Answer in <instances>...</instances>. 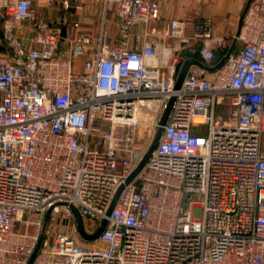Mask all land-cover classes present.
Wrapping results in <instances>:
<instances>
[{"label":"built area","instance_id":"1","mask_svg":"<svg viewBox=\"0 0 264 264\" xmlns=\"http://www.w3.org/2000/svg\"><path fill=\"white\" fill-rule=\"evenodd\" d=\"M34 1L0 0V264H264V0L236 53L177 90L185 53L212 66L234 36L185 14L155 28L170 0H101L115 40L75 21L65 55V19L34 18ZM139 108L151 148L119 135ZM74 213L86 235L105 226L86 241Z\"/></svg>","mask_w":264,"mask_h":264},{"label":"crops","instance_id":"2","mask_svg":"<svg viewBox=\"0 0 264 264\" xmlns=\"http://www.w3.org/2000/svg\"><path fill=\"white\" fill-rule=\"evenodd\" d=\"M37 0L33 5L32 13L34 18H64L65 23L62 51L68 55L66 37L73 33L72 23L78 21L81 29L89 33L94 39L100 31L106 33L109 41L113 42L116 37L113 6L104 8L101 0H67L69 7L64 9L60 6V0ZM249 0H170L167 5H161L158 12V19L151 24L161 30L171 19L182 18L185 14L191 22L209 19L212 23V36L221 38L224 44L230 43V38L235 35L238 21ZM253 1V0H252ZM55 13L56 16H49ZM49 21V20H48ZM188 33L194 28L189 27ZM238 48H236L237 50ZM236 51L234 50L235 54ZM77 67H80V60H77Z\"/></svg>","mask_w":264,"mask_h":264},{"label":"water","instance_id":"3","mask_svg":"<svg viewBox=\"0 0 264 264\" xmlns=\"http://www.w3.org/2000/svg\"><path fill=\"white\" fill-rule=\"evenodd\" d=\"M251 2H252V0H249L247 2L246 6L244 7V10H243V12L241 14V17H240L239 21H238L237 30L235 32V35H234L230 45L221 47L220 49L217 50V52L215 53L214 57L210 61L212 66H205L201 62H199L198 60L193 58V55L191 53H185V60L180 64L179 69H178V74H177L176 81H175V84H174V90H177V89L180 88L181 83H182V81H183V79L185 77V74H186L188 68L191 65H195V66L203 68V69H205V70H207L209 72H212V71H215V70L219 69L224 64V62L229 58V56L232 54V52H233V50L235 48L236 38H237V36L239 34V31H240V28H241V25H242V20H243L244 13H245L247 7L249 6V4ZM61 36L62 37L64 36V29H62ZM172 103H173V98L171 97L167 101L166 106H165V108H164V110H163V112H162V114H161V116L159 118V121H158L159 130L157 132L155 141H156V139H157V137H158V135L160 133V129L166 124V121H167L168 115L170 113V109H171ZM142 164H143V162H142ZM121 189H122V186H120L118 188L117 193H116V195L114 197V200L117 198V196H118L119 192L121 191ZM112 206H113V203L111 204L110 208H112ZM74 218H75V220H76V222L78 224L79 233H80L81 237L84 240H86V241L94 239L98 234L101 233V231L103 230V228L105 226V221H103L94 234L86 235L82 231L80 219L75 213H74ZM46 220H47V218H46Z\"/></svg>","mask_w":264,"mask_h":264},{"label":"rangeland","instance_id":"4","mask_svg":"<svg viewBox=\"0 0 264 264\" xmlns=\"http://www.w3.org/2000/svg\"><path fill=\"white\" fill-rule=\"evenodd\" d=\"M36 2H37V0L34 1L35 5H36ZM49 16L55 17L56 14L51 13ZM57 19H59V18H43V20H45V21L57 20ZM223 113H224L223 108H218L216 110V116L217 117L223 118L224 117ZM146 114H148V117H144V115H146ZM150 115H152L151 111L147 112V110L139 108L137 113H136L135 125L123 128V130L119 131V135L123 138L125 137V135L131 136L132 140L134 141V144H139L140 147L148 146L149 148H151L153 146V143H154V138L150 142L149 137H152V132H153V129H155V128L149 124L148 118L150 117ZM148 131H150V133H147ZM155 133H156V131L153 133V137L155 136ZM261 146H262V149L264 151V137H263ZM60 219H61V216H58L56 220L59 221ZM70 221L72 222V219ZM55 225H54V222H52V228L64 230V228H61L59 222H56ZM64 231H66V230H64ZM73 236L75 237V241L77 243L82 244V241L80 240V238L77 237L78 235L76 233H74Z\"/></svg>","mask_w":264,"mask_h":264},{"label":"bare ground","instance_id":"5","mask_svg":"<svg viewBox=\"0 0 264 264\" xmlns=\"http://www.w3.org/2000/svg\"><path fill=\"white\" fill-rule=\"evenodd\" d=\"M200 121V120H199Z\"/></svg>","mask_w":264,"mask_h":264}]
</instances>
